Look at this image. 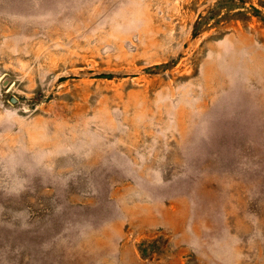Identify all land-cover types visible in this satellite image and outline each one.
<instances>
[{
  "label": "rangeland",
  "instance_id": "1",
  "mask_svg": "<svg viewBox=\"0 0 264 264\" xmlns=\"http://www.w3.org/2000/svg\"><path fill=\"white\" fill-rule=\"evenodd\" d=\"M175 215L248 264L264 0H0V264H162Z\"/></svg>",
  "mask_w": 264,
  "mask_h": 264
},
{
  "label": "crops",
  "instance_id": "2",
  "mask_svg": "<svg viewBox=\"0 0 264 264\" xmlns=\"http://www.w3.org/2000/svg\"><path fill=\"white\" fill-rule=\"evenodd\" d=\"M177 216L178 215H175L174 217ZM178 217L179 218H176L174 221H179V223L174 222V224L172 225V232L182 231L183 229L184 233L177 240L176 238H173L172 242L168 246V253L167 255H165L166 258L163 259L162 264H191V262H193L194 260L200 261L201 259L200 255H197L193 252V249L191 245L188 244V242L181 245L180 240H186L190 237L189 233H186L185 224L183 222H180L182 220L184 221L186 216L182 217V215H179ZM261 217V222H258V226L254 221H250L251 227L249 228L248 235V264H264V215ZM198 221H200V218H198ZM252 226H254V229H252ZM238 251L239 247L237 249V252ZM134 256L137 257L135 254ZM138 257V261L142 263V261L144 260L143 257Z\"/></svg>",
  "mask_w": 264,
  "mask_h": 264
}]
</instances>
